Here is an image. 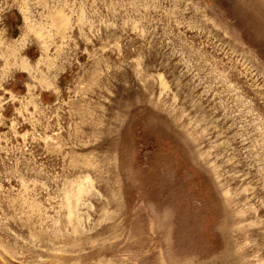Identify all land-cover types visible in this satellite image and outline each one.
Returning <instances> with one entry per match:
<instances>
[{
    "label": "rangeland",
    "instance_id": "1",
    "mask_svg": "<svg viewBox=\"0 0 264 264\" xmlns=\"http://www.w3.org/2000/svg\"><path fill=\"white\" fill-rule=\"evenodd\" d=\"M0 264H264V0H0Z\"/></svg>",
    "mask_w": 264,
    "mask_h": 264
}]
</instances>
